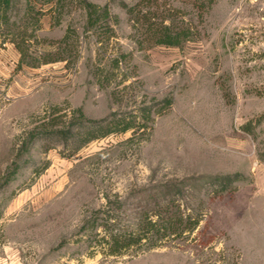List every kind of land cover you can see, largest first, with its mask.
I'll return each instance as SVG.
<instances>
[{
    "label": "rangeland",
    "instance_id": "374dc122",
    "mask_svg": "<svg viewBox=\"0 0 264 264\" xmlns=\"http://www.w3.org/2000/svg\"><path fill=\"white\" fill-rule=\"evenodd\" d=\"M86 1L109 25L86 29L84 0L41 19L68 62L19 65L0 35V264H264V0ZM140 9L181 43L145 39ZM168 187L197 227L109 253L105 218L128 235Z\"/></svg>",
    "mask_w": 264,
    "mask_h": 264
},
{
    "label": "trees",
    "instance_id": "16d2710c",
    "mask_svg": "<svg viewBox=\"0 0 264 264\" xmlns=\"http://www.w3.org/2000/svg\"><path fill=\"white\" fill-rule=\"evenodd\" d=\"M208 5L216 0H204ZM62 0H26L24 7L25 18L33 20L32 27L17 22L12 18V13L15 9L14 0H0V35H4L3 41L9 40L15 44L20 51L19 65L27 64L29 66L37 67L41 64L63 60L68 62V56L63 54L62 43L64 38L59 41L56 56H52L46 51L38 49L36 44L39 42L38 31L41 29V19L46 13L56 11L61 7ZM84 8L86 10V29L92 30L97 26L99 21H107L105 24L109 25L108 20L111 18L110 11L107 7L99 8L98 5L84 0ZM140 7V6H139ZM166 17L158 20L157 15L152 11L139 10V15L135 20L140 23L143 28V36L145 39L154 44L179 45L181 43L180 36L173 34L170 25L164 24ZM116 66L119 65V60H116ZM80 116H84L82 110L78 108ZM131 123V122H130ZM123 124L117 131L125 132L131 124ZM250 124L245 125L247 130H251ZM102 128V126H99ZM113 130L108 128L100 134L90 135L86 142L99 136H105ZM220 183L218 191H225L234 180L233 176H216L213 177ZM211 178H204L202 184L204 185ZM172 188L168 187L160 190L153 197H158L159 193L163 198H167L165 203H155L153 208L147 206L143 215L138 217L135 221V228L128 235L120 236V233L113 230L116 220L111 222V217L108 215L105 218L102 227L105 230L102 239L109 249L111 254H121L123 249H128L133 245L142 243L143 241H151L152 245H158L159 239L173 234H182L186 230H194L199 224V218L192 219L191 214H184L180 210L179 205L173 204L170 198ZM178 211V213H177Z\"/></svg>",
    "mask_w": 264,
    "mask_h": 264
}]
</instances>
